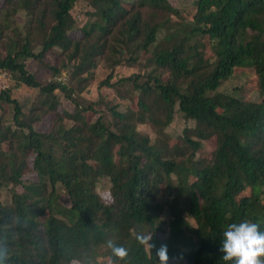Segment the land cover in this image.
I'll return each instance as SVG.
<instances>
[{"label":"trees","instance_id":"trees-1","mask_svg":"<svg viewBox=\"0 0 264 264\" xmlns=\"http://www.w3.org/2000/svg\"><path fill=\"white\" fill-rule=\"evenodd\" d=\"M77 2L3 0L0 6V42L10 40L0 71L15 80L12 88L38 92L27 115L12 88L0 91L1 112L2 103L14 111L12 126L0 114V189L11 194L10 203L0 201L6 264H124L106 248L109 239L129 250V264H224L219 248L228 225L247 219L264 231V0H196L191 20L172 24L149 19L150 11L180 17L170 0H95L93 21L81 28L72 15ZM19 12L28 18L22 38L11 20ZM77 31L81 42L72 36ZM35 35L38 53L31 48ZM128 46H134L130 64L143 53L153 68L115 83L138 92L137 112L115 105L107 117L95 102H77L73 88L57 80L43 84L26 67L34 59L60 75L44 61L59 49L79 60L72 79L85 86L101 59L118 66ZM240 68L254 71L257 101L219 92ZM113 77L100 87L116 86ZM57 91L75 104L74 112L60 110ZM177 112L194 123L178 137L183 146L170 145L166 132ZM44 116H52V126L38 131ZM149 124L154 141L138 130ZM211 140L212 151L199 157ZM103 179L109 202L97 190ZM163 185L173 196L166 203ZM61 190L70 205L62 203Z\"/></svg>","mask_w":264,"mask_h":264},{"label":"rangeland","instance_id":"rangeland-1","mask_svg":"<svg viewBox=\"0 0 264 264\" xmlns=\"http://www.w3.org/2000/svg\"><path fill=\"white\" fill-rule=\"evenodd\" d=\"M95 0H78L74 9L72 10V15L77 23V27L81 28L87 23L93 21L88 13L92 11L93 2ZM196 0H170L171 5L174 9H176L180 17L169 14L167 12H149V19L151 20L152 24L165 22L168 18L171 19L172 23H182L189 22L191 20L193 11H194V3ZM3 0H0V6L3 5ZM151 15V16H150ZM12 21H15L13 27L16 26L18 30L21 31V38L25 36L26 30L25 27L28 25L27 21L28 18L25 12H19L17 15L11 18ZM2 23V17H0V28ZM16 33L12 30L10 32V36L15 39ZM81 33L75 32L72 36L78 41L81 42ZM164 35V34H163ZM20 38V39H21ZM10 40H6L5 42H0V56H3L7 53V45L6 42ZM31 48L35 53L41 51V40L39 36H32ZM122 49L120 48V51ZM125 52H123V62L118 66L111 67V61L101 59L99 61L98 67L93 71L94 78L87 83L85 86L80 85L78 86V81L76 79H72V73L74 68L78 65L79 60H69L68 55L61 52L59 49H54L47 52L45 56V63H47L50 67H57L60 69V75H55L51 69L42 65L38 61L34 59H28L26 61L27 70L33 74H35L39 81L43 84L53 82L55 80L60 81L61 83L67 85L70 88H73L75 92L73 93V97L77 102H81L82 99H86L92 102H95L97 105L95 106L96 109L100 112H103L107 117L110 116L109 107L120 105V110H126L127 106H131L134 112H137L138 108L136 105V96L134 99L132 98L134 94H138L135 92L131 94L130 89L127 85H116L121 78L130 77L133 74H141L146 76L152 71V67H147V56L145 54H141L140 59L135 64L129 63V58L133 55L134 46H128L125 48ZM208 56H211V52L208 48ZM113 73V79L111 80L112 84H115L114 87H100V83L104 81L107 76ZM87 75H83L86 77ZM169 74H164L163 79H168ZM144 81V79L142 80ZM15 85V80L12 78L10 73L5 71H0V91L4 89H11ZM259 84L257 77L254 74L253 70H246V69H237L235 75L222 83L219 87V92H223L229 95H237L240 98L244 99L245 101H257L259 98ZM12 97L17 99L20 105L23 108L24 113L27 115L30 114V107L36 100V96L38 92L34 89H30L25 86H21L19 88H12L11 90ZM57 96L60 100V110L74 112L75 111V104L71 102L63 92L57 91ZM5 107L6 111L3 114L0 110V114L3 115L4 121L6 125H13V116L14 111L13 108L8 106L6 103H2ZM1 107V106H0ZM92 117L91 113L89 114ZM52 116H44L42 120L36 125V129L38 131H48L52 126ZM186 126H194L192 122H186L180 112H177L175 118L171 125L166 129V132L171 137L170 145L179 144L182 146L184 145L183 140L178 138L183 134V130ZM138 130L143 133L147 134L153 141L156 139L157 133L153 129V126L149 125H139ZM215 143L214 141L207 142L206 146L199 150L197 155L199 157H203L205 152H211L214 148ZM34 174H30V179H35ZM175 188L179 187L177 182H174ZM110 183L107 179H103L98 187L97 190L100 192L103 200L106 202L111 201L110 193H109ZM165 186H162V193L165 191ZM61 201L65 205H70V200L68 196L65 194L64 190H61ZM173 196H168L167 194H163L161 198V202L166 203L169 199H172ZM0 201L3 204L10 203L11 201V194L7 189H0ZM167 207L165 208V210ZM163 219L167 220L169 217L167 214L162 215ZM189 221L192 225H195V221L189 217ZM181 260L179 259H168L163 264H181Z\"/></svg>","mask_w":264,"mask_h":264},{"label":"clouds","instance_id":"clouds-1","mask_svg":"<svg viewBox=\"0 0 264 264\" xmlns=\"http://www.w3.org/2000/svg\"><path fill=\"white\" fill-rule=\"evenodd\" d=\"M136 238L139 243L149 246L143 234H138ZM106 248L111 251V256L129 264V250L126 247L109 239ZM7 251L6 241L0 239V264H6ZM219 251L224 264H264V231H261L260 223L245 219L228 225L223 232Z\"/></svg>","mask_w":264,"mask_h":264}]
</instances>
